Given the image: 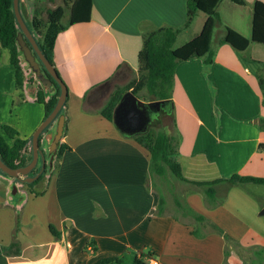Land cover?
I'll return each mask as SVG.
<instances>
[{
  "label": "crops",
  "instance_id": "0c3cea01",
  "mask_svg": "<svg viewBox=\"0 0 264 264\" xmlns=\"http://www.w3.org/2000/svg\"><path fill=\"white\" fill-rule=\"evenodd\" d=\"M252 2L241 5L246 14L242 28L239 19L234 24L219 15L212 33L211 63L194 57L175 68L170 124L158 127L179 134L177 158L189 180L208 181L235 173L264 176V150L258 149L264 130L257 124L259 117L264 118L259 85L264 44L250 42L242 51L228 43L216 44L224 25L250 37ZM185 12V0H92L90 20L57 33L53 61L68 91L62 106L66 130L60 142L70 148L63 150L43 194L24 188L13 191L15 178L0 172V264H93L110 256L119 259L108 264H121L130 253L134 254L131 264L136 258L148 262L149 257L157 264H243L239 246L264 245V233L253 226L264 209L249 211L252 204L264 205L260 184L250 190L248 184L255 183L219 181L212 185L215 201L211 202L204 193L207 185L177 180L183 184V202L175 198L180 213L170 208L164 194V207L158 213L149 152L100 113L115 90L108 94V84L121 75L122 68L137 72L142 32L181 27ZM205 18L198 11L181 29L179 34L187 36L184 42L200 32ZM19 56L26 74L27 63ZM8 58L0 59V123L14 127L20 137H29L41 122L44 107L34 100L36 89L27 82L24 100L14 103L19 97ZM46 88L48 94L52 92L51 85ZM159 116L151 124L159 122ZM51 124L53 128L56 121ZM188 207L205 220L197 221L187 213ZM17 216L19 252H13L14 247L7 252ZM50 224L59 237L51 233ZM194 228L203 235L195 236Z\"/></svg>",
  "mask_w": 264,
  "mask_h": 264
},
{
  "label": "trees",
  "instance_id": "16d2710c",
  "mask_svg": "<svg viewBox=\"0 0 264 264\" xmlns=\"http://www.w3.org/2000/svg\"><path fill=\"white\" fill-rule=\"evenodd\" d=\"M220 1L221 0H185V20L181 27L159 26L144 30L142 32V44L137 54V78L131 80L122 87L116 88L109 95L104 106L100 110V113L107 119L112 120L113 108L119 101L122 93L126 90H131L140 99L145 101L167 99L168 104L161 109L160 114L163 113L171 116V96L174 82V71L177 64L180 61L194 57H201L206 63H211L213 60L215 47L212 43V33L216 22L220 20L216 10ZM230 1L237 5H244L246 3V0ZM91 9L92 0H62V3L56 5L54 8L46 9L47 17L45 22L38 18L36 14L37 11L33 12L29 23L25 21L38 45V48L53 65V48L57 33L70 24L90 20ZM198 11H202L206 14L200 32L183 44L174 47L173 45L179 32L183 27H187L191 23ZM65 13L67 14V19L65 22H62V17ZM223 30L224 32L218 37L216 44L228 43L238 51L246 49L250 42L264 44V1L253 0L252 2L251 33L249 38L228 25H224ZM19 31L20 27L13 11V0H0V48L8 49V60L14 68V82L19 97V100H14V103L24 100L25 97L22 91L23 85L25 82L28 83L29 80L25 77V72L19 56L20 53H22L17 41V33ZM33 53L35 54V52ZM39 65L42 73L51 79V89L53 88L52 92L48 94V88L43 84H38L35 90L34 100L42 103L44 107L43 120L53 109L60 87L40 61ZM56 71L60 76L57 68ZM259 85L264 94L263 75L259 76ZM60 113L65 114L62 108ZM55 119L56 117L54 120ZM51 123L52 122H50L38 136L41 149V140L45 134L44 132ZM257 124L264 130L263 117L257 119ZM65 130L66 120L64 121L62 136L64 135ZM31 137L32 135L29 137H20L18 131L14 127L9 124L0 123V159L10 167H19L27 164L32 158ZM133 138L150 154L149 172L152 186L158 192V213L162 212L165 203V198L162 193V182H169L170 177L194 185H207V188L204 189V193L207 199L211 202L215 201V191L212 185L219 181L226 180L232 183L251 182L255 184H264V176L240 175L237 173L232 174L227 178H216L208 181L189 180L183 175L181 165L177 158L179 134L168 132L167 130H164L163 127L155 128L150 126L146 132L136 134ZM9 139H12V141L10 142ZM68 148H70L68 144L59 141L56 150L48 151V158L56 159V163L53 165L52 169L49 170V173H47V170L49 169L50 163L49 161L46 163L45 159L42 161L39 170L36 172L31 170L27 175H22L23 177H14L15 180L25 184V190L34 195L43 194L48 185L50 176L58 166V159L63 150ZM258 149L264 150V142L258 144ZM0 172L7 175L1 169ZM25 176H32L34 178L31 181H25L23 179ZM176 202L178 205L180 204L178 200H176ZM186 211L193 215L199 222L205 220L203 215L193 211L190 207H188ZM211 226L218 233H221L227 242L232 241V239L219 226L213 223ZM18 228L19 220L17 216L13 233L14 239L10 242L7 252H11L13 247V252H19V245L16 239ZM49 230L54 237L57 238L60 236L59 231L54 225L50 224ZM192 233L195 236L203 235L198 231V228H194ZM146 254L152 256L150 252H147ZM227 254L228 251L225 249L224 255L226 256ZM254 255L255 258L250 264H264V245L255 249ZM118 259V257L113 256L102 257L96 260L93 264H108L117 261ZM133 264L148 263L141 258H136Z\"/></svg>",
  "mask_w": 264,
  "mask_h": 264
},
{
  "label": "water",
  "instance_id": "95a60500",
  "mask_svg": "<svg viewBox=\"0 0 264 264\" xmlns=\"http://www.w3.org/2000/svg\"><path fill=\"white\" fill-rule=\"evenodd\" d=\"M13 11L17 23L20 27V31L17 33V41L25 60L31 66L32 70L35 73V76L41 81L43 85L49 87L51 85V79L42 73L39 61L60 87V91L53 109L47 115V117L37 125L32 133L31 160L23 166L10 167L0 159V169L3 172L12 177H20L21 175H27L36 166L39 158H43V152L39 146L38 136L42 132V130L54 120L55 117L57 118L55 132L54 134H47L46 138L47 140L51 139L50 145L47 150H56L57 143L62 137V131L65 121V116L63 113H60V110L67 97L68 91L65 82L58 75L54 65L43 55L41 50L38 48V45L32 33L30 32L28 26L26 25L23 17L20 14L18 0H13ZM33 52H35V54ZM167 104V99H155L145 102L136 94H134L133 91L126 90L122 93L119 101L113 108V124L124 136L133 137L136 134L144 133L148 130L149 125L160 113L161 109H163ZM33 178L34 177L32 176H25L23 179L25 181H31ZM15 190L16 187L14 186L13 191Z\"/></svg>",
  "mask_w": 264,
  "mask_h": 264
},
{
  "label": "rangeland",
  "instance_id": "374dc122",
  "mask_svg": "<svg viewBox=\"0 0 264 264\" xmlns=\"http://www.w3.org/2000/svg\"><path fill=\"white\" fill-rule=\"evenodd\" d=\"M62 3V0H19L18 2V6H19V11L20 14L22 15L23 19L29 23L33 12L37 11V16L38 18H40L43 22L46 21V9L47 8H54L56 5ZM218 15L220 16H224L225 18H228L230 21L234 22V24H237V20H240V28H242L241 24H243L242 20L243 18L246 19V14L244 13V10L242 8V6H237V4L231 2L230 0H221V2L218 4V7L216 8ZM232 16V17H231ZM67 19V14L65 13L64 16L62 17V22H65ZM187 36H186V32H183L182 34H179L174 42V47L178 46L181 42H184L186 40ZM259 45V44H258ZM261 45V44H260ZM263 46V44H262ZM22 55V53H20ZM9 52L8 49L6 48H0V56L2 57H8ZM23 56V55H22ZM242 57L244 60H248L246 54H242ZM0 58V59H1ZM22 59L24 60L25 67L27 70V73L25 74L26 79L28 80V85L32 88V89H36L38 84H42L41 81L35 76L34 71L32 70L31 66L28 64V62L25 60L24 56L22 57ZM264 76V73H261ZM35 78H34V77ZM31 78V79H30ZM137 78V72L131 71L128 68H122L121 70V75H117L109 84L107 87V91L108 94L113 91L116 88L122 87L125 84H127L128 82H130L133 79ZM107 94V93H105ZM145 101V100H144ZM146 102V101H145ZM65 116V115H64ZM55 121L57 122V118L55 119ZM162 123H169L170 124V117L161 113L159 116V122H154L153 124H151L152 127L158 128V126H160V124ZM52 125V124H51ZM49 126L47 128V130L44 132V136L41 140V147L43 149V158H39L36 167H34L32 169L33 172H36L37 170H39L40 165L42 164V161L45 160L46 163L47 161H49L50 166L49 169L47 170V173H49V170L52 169L53 165L56 163V159L55 158H48V147L50 145V141L51 139L47 140L46 135L47 134H54L55 129H56V125H54V129L51 128L52 126ZM164 130H166L165 127H163ZM21 177H23L21 175ZM169 182H162V189L164 191V196L166 197V199L169 201L170 203V208L177 213H180L178 211L177 208V204L175 201V198H179L180 201L183 202V197L181 195V187H183V184L179 183L177 181V179L174 178H169ZM248 188L250 190L254 189V186H256L257 184H248ZM188 187L192 186V185H187ZM262 191L261 193V201L264 204V184H260L258 185ZM15 187L17 188H26L25 184L20 183V181H16L15 180ZM153 187V186H152ZM193 187V186H192ZM241 195V194H239ZM253 208V209H252ZM264 209V205H262V207H257L256 203L252 204L251 209H249L250 212H255L257 211L258 213H260L262 210ZM190 217V216H189ZM256 219L259 220V222H254V229H260V232L264 233V213H260L258 215V217H256ZM263 229H261V228ZM258 231V230H257ZM231 243V242H230ZM236 245V244H235ZM238 247V246H237ZM256 249V247H247V248H241L240 246L238 247V252L240 255V258L243 261V264H250L252 263V260L255 258L254 255V250ZM134 257V254L130 253L127 254L125 257V260L121 263V264H131L132 263V258Z\"/></svg>",
  "mask_w": 264,
  "mask_h": 264
},
{
  "label": "built area",
  "instance_id": "2783aa9c",
  "mask_svg": "<svg viewBox=\"0 0 264 264\" xmlns=\"http://www.w3.org/2000/svg\"><path fill=\"white\" fill-rule=\"evenodd\" d=\"M147 263L148 264H157V261L154 259V258H151V257H149L148 259H147Z\"/></svg>",
  "mask_w": 264,
  "mask_h": 264
}]
</instances>
